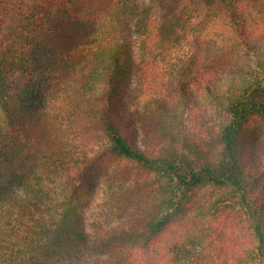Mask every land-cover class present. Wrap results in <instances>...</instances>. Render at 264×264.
I'll list each match as a JSON object with an SVG mask.
<instances>
[{
    "label": "trees",
    "instance_id": "trees-1",
    "mask_svg": "<svg viewBox=\"0 0 264 264\" xmlns=\"http://www.w3.org/2000/svg\"><path fill=\"white\" fill-rule=\"evenodd\" d=\"M203 108L212 153L181 128ZM254 123L264 0H0V264H264ZM113 160L146 177L89 233Z\"/></svg>",
    "mask_w": 264,
    "mask_h": 264
},
{
    "label": "rangeland",
    "instance_id": "rangeland-1",
    "mask_svg": "<svg viewBox=\"0 0 264 264\" xmlns=\"http://www.w3.org/2000/svg\"><path fill=\"white\" fill-rule=\"evenodd\" d=\"M168 59V58H165ZM139 91L130 97L129 103L137 108H142L140 101ZM201 111L191 110L189 113H184L181 121V128L184 132V139L188 144H198L210 148V153L214 150L215 142L213 141V134L217 125L214 120L208 117V113ZM253 131L255 134H247L243 154L245 161L249 162L252 167L258 165V157H262L264 164V124H253ZM134 139V138H133ZM132 139V141H134ZM140 139V137H138ZM136 142V141H135ZM140 145L144 143L139 142ZM149 143V142H148ZM162 145L155 142L149 143L146 151L151 154H156ZM114 163L111 164L110 173H103L96 181L94 186L93 201L89 208L84 213V224L89 233H97L112 226H117L122 219V210L127 201H130L132 192H127L124 185V180L128 177L137 178L146 177L143 171H140L136 166L130 163ZM118 168V171L115 169ZM122 173H125L123 176ZM122 174V176H121ZM129 175V176H128ZM260 186L264 185V173L259 177ZM234 217L230 215L228 218Z\"/></svg>",
    "mask_w": 264,
    "mask_h": 264
}]
</instances>
